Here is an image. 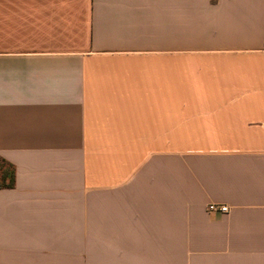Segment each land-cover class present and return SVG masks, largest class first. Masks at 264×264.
I'll return each instance as SVG.
<instances>
[{"label": "crops", "instance_id": "1", "mask_svg": "<svg viewBox=\"0 0 264 264\" xmlns=\"http://www.w3.org/2000/svg\"><path fill=\"white\" fill-rule=\"evenodd\" d=\"M0 159V264H264V0H0Z\"/></svg>", "mask_w": 264, "mask_h": 264}, {"label": "rangeland", "instance_id": "2", "mask_svg": "<svg viewBox=\"0 0 264 264\" xmlns=\"http://www.w3.org/2000/svg\"><path fill=\"white\" fill-rule=\"evenodd\" d=\"M130 258L131 255H72V264H132Z\"/></svg>", "mask_w": 264, "mask_h": 264}, {"label": "trees", "instance_id": "3", "mask_svg": "<svg viewBox=\"0 0 264 264\" xmlns=\"http://www.w3.org/2000/svg\"><path fill=\"white\" fill-rule=\"evenodd\" d=\"M14 179L13 167L0 159V189L12 188L14 186Z\"/></svg>", "mask_w": 264, "mask_h": 264}, {"label": "built area", "instance_id": "4", "mask_svg": "<svg viewBox=\"0 0 264 264\" xmlns=\"http://www.w3.org/2000/svg\"><path fill=\"white\" fill-rule=\"evenodd\" d=\"M207 212L224 215L228 213V208L226 206H217L214 204H210L207 206Z\"/></svg>", "mask_w": 264, "mask_h": 264}]
</instances>
